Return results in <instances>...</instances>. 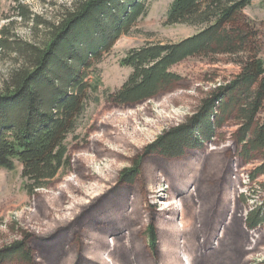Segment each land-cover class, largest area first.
<instances>
[{
  "label": "rangeland",
  "instance_id": "rangeland-1",
  "mask_svg": "<svg viewBox=\"0 0 264 264\" xmlns=\"http://www.w3.org/2000/svg\"><path fill=\"white\" fill-rule=\"evenodd\" d=\"M83 1L0 0V41L44 47L66 12ZM171 2H146V13L129 31L98 60L91 57L85 77L90 98L65 140L68 168L29 192L19 161L0 167V247L25 231L32 235L37 264H264V224L249 230L243 223L251 209L264 204V175L249 178L260 162L237 155L233 119L180 158L144 156L135 180L121 181L120 172L145 146L190 118L209 91L240 69L227 55L187 57L170 68L181 77L171 90L135 104L109 101L108 94L132 71L120 62L130 49L179 42L200 29L167 24ZM21 5L29 17L21 15ZM244 14L261 37L264 62V0H252ZM20 63L0 42V89ZM170 208L175 213L168 219ZM152 222L158 234L155 252L145 237Z\"/></svg>",
  "mask_w": 264,
  "mask_h": 264
},
{
  "label": "trees",
  "instance_id": "trees-1",
  "mask_svg": "<svg viewBox=\"0 0 264 264\" xmlns=\"http://www.w3.org/2000/svg\"><path fill=\"white\" fill-rule=\"evenodd\" d=\"M148 1L85 0L75 4L44 47L20 39H1V46L18 55L21 63L0 89V167L11 168L14 160L19 161L29 192L44 187L61 169L69 167L65 140L90 98L91 84L85 80L90 59L98 60L102 50L127 33L146 13ZM251 2L172 0L166 23L200 29L179 42L132 48L121 59L132 71L118 90L108 94V100L116 104L139 103L171 90L181 77L170 68L187 57L227 55L235 57L240 67L231 80L206 94L190 118L145 146L134 164L120 172L123 183L131 184L141 173L144 156L180 158L186 150L210 139L229 119L237 125L231 136L237 155L244 162H260L249 178L254 181L264 175V116H260L264 107L263 43L244 14ZM21 15H28L22 5ZM260 187L264 190V182ZM170 213L168 219L173 218V208ZM243 223L249 230L263 225L264 204L251 209ZM31 237L22 231L21 239L0 247V264H37ZM145 237L150 250L157 251L153 222L147 225Z\"/></svg>",
  "mask_w": 264,
  "mask_h": 264
}]
</instances>
